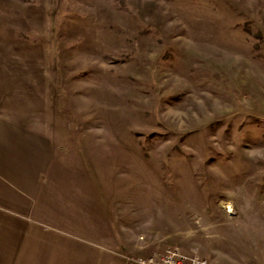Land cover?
I'll use <instances>...</instances> for the list:
<instances>
[{
    "label": "rangeland",
    "instance_id": "rangeland-1",
    "mask_svg": "<svg viewBox=\"0 0 264 264\" xmlns=\"http://www.w3.org/2000/svg\"><path fill=\"white\" fill-rule=\"evenodd\" d=\"M8 98L68 127L109 261L264 264V0H0Z\"/></svg>",
    "mask_w": 264,
    "mask_h": 264
},
{
    "label": "crops",
    "instance_id": "crops-1",
    "mask_svg": "<svg viewBox=\"0 0 264 264\" xmlns=\"http://www.w3.org/2000/svg\"><path fill=\"white\" fill-rule=\"evenodd\" d=\"M9 98L0 101V264H129L109 261L123 248L68 127Z\"/></svg>",
    "mask_w": 264,
    "mask_h": 264
},
{
    "label": "built area",
    "instance_id": "built-area-1",
    "mask_svg": "<svg viewBox=\"0 0 264 264\" xmlns=\"http://www.w3.org/2000/svg\"><path fill=\"white\" fill-rule=\"evenodd\" d=\"M132 264H212L202 255H189L178 248H167L162 254L152 252L148 256H130Z\"/></svg>",
    "mask_w": 264,
    "mask_h": 264
}]
</instances>
